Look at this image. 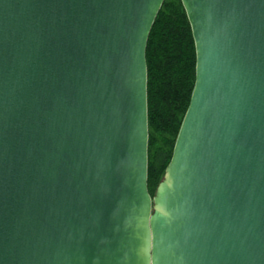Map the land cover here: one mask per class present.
<instances>
[{"label": "water", "instance_id": "water-1", "mask_svg": "<svg viewBox=\"0 0 264 264\" xmlns=\"http://www.w3.org/2000/svg\"><path fill=\"white\" fill-rule=\"evenodd\" d=\"M164 0H0V264H264V0H182L196 72L149 187Z\"/></svg>", "mask_w": 264, "mask_h": 264}, {"label": "trees", "instance_id": "trees-1", "mask_svg": "<svg viewBox=\"0 0 264 264\" xmlns=\"http://www.w3.org/2000/svg\"><path fill=\"white\" fill-rule=\"evenodd\" d=\"M146 52L150 127L148 177L153 193L171 158L195 81V41L182 0H164L152 26Z\"/></svg>", "mask_w": 264, "mask_h": 264}, {"label": "rangeland", "instance_id": "rangeland-1", "mask_svg": "<svg viewBox=\"0 0 264 264\" xmlns=\"http://www.w3.org/2000/svg\"><path fill=\"white\" fill-rule=\"evenodd\" d=\"M159 135H157V137H158Z\"/></svg>", "mask_w": 264, "mask_h": 264}]
</instances>
